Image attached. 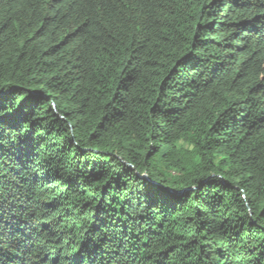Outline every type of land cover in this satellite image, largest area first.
Listing matches in <instances>:
<instances>
[{"label": "trees", "instance_id": "1", "mask_svg": "<svg viewBox=\"0 0 264 264\" xmlns=\"http://www.w3.org/2000/svg\"><path fill=\"white\" fill-rule=\"evenodd\" d=\"M0 264H264V0H0Z\"/></svg>", "mask_w": 264, "mask_h": 264}]
</instances>
